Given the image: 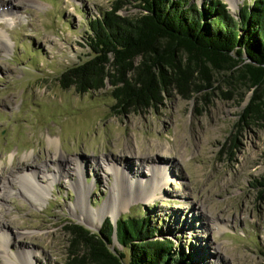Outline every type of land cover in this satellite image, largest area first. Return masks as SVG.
Listing matches in <instances>:
<instances>
[{"label":"rangeland","instance_id":"obj_1","mask_svg":"<svg viewBox=\"0 0 264 264\" xmlns=\"http://www.w3.org/2000/svg\"><path fill=\"white\" fill-rule=\"evenodd\" d=\"M114 1L0 0V264H69L70 225L97 233L125 217L148 218L189 264H264V119L241 123L252 91L236 75L206 86L194 72L198 91L120 115L109 84L78 94L59 81L90 59L88 24ZM220 1L236 15L252 0ZM122 2L121 16L138 14ZM120 198L101 222L80 220ZM110 249L127 260L115 236Z\"/></svg>","mask_w":264,"mask_h":264},{"label":"trees","instance_id":"obj_2","mask_svg":"<svg viewBox=\"0 0 264 264\" xmlns=\"http://www.w3.org/2000/svg\"><path fill=\"white\" fill-rule=\"evenodd\" d=\"M133 1L136 16H121L126 2L115 0L89 22L90 59L61 74L64 89L85 94L109 84L120 115L155 109L171 87L181 95L189 85L200 88L194 72L207 86L210 72L228 71L252 91L241 123L264 119V0H252L236 15L220 0L199 9L187 0ZM256 185L264 188V180ZM67 232L69 264H189L171 240L157 238L161 231L146 217L121 218L115 227L107 219L97 233L72 224ZM114 236L127 260L110 249Z\"/></svg>","mask_w":264,"mask_h":264},{"label":"bare ground","instance_id":"obj_3","mask_svg":"<svg viewBox=\"0 0 264 264\" xmlns=\"http://www.w3.org/2000/svg\"><path fill=\"white\" fill-rule=\"evenodd\" d=\"M1 39V38H0ZM3 41V40H2ZM4 42V41H3ZM5 43V42H4ZM6 45V44H5ZM7 46V45H6ZM59 157H61V156H59ZM58 157V159H64V158H59ZM65 160V159H64ZM75 162V164L77 165V166H75L76 167V170L77 171H80L81 169H82V163H81V161L79 162L78 160H76V161H74ZM156 169H158V171H161V169L160 168H156ZM160 169V170H159ZM163 170H165V169H163ZM109 171H110V169H109ZM119 169L117 168V166H114V173H119ZM57 176H52V178L54 179V178H56ZM81 177H82V174L81 175H79V182L77 183V184H81ZM26 179H28V178H24V177H21V180H26ZM30 179L33 181V178H32V176H30ZM28 182H32V181H30V180H27ZM144 183H143V180H139V183H138V185L139 186H142ZM32 187H34L35 189V191L37 192V191H42L43 192V188H44V190H47V189H45V187H39V186H32ZM77 187H79V189H77L78 191H79V194L80 193H82L85 197H86V192H87V190L85 191V189H83V188H81V186H77ZM116 187H118V186H116ZM86 189H88V188H86ZM115 189V188H114ZM120 192V191H119ZM27 193V192H26ZM38 193V192H37ZM118 196V195H117ZM119 197V196H118ZM117 199V198H116ZM121 200L118 202V200H117V202H118V204H117V206L115 207V208H113L112 207V205H110V206H107V205H104L102 208H100V209H97V210H95V211H93L94 213H96V215H93V213L90 211V214H87V215H85V214H83V213H81V216H79V218H80V220H82V221H85V222H90V224H92V225H95L97 222H101L102 221V219L105 217V215H111L112 214V212H114V210H117V212L119 211V209L120 208H122L124 205H125V203H124V201L122 200V198H120ZM33 201H35V199L33 198ZM115 202V201H114ZM113 202V203H114ZM76 208V206H74V209ZM104 210H108V211H106V212H104ZM116 212V213H117ZM22 255L23 256H25V257H29V253L28 252H24V253H22Z\"/></svg>","mask_w":264,"mask_h":264},{"label":"water","instance_id":"obj_4","mask_svg":"<svg viewBox=\"0 0 264 264\" xmlns=\"http://www.w3.org/2000/svg\"><path fill=\"white\" fill-rule=\"evenodd\" d=\"M112 225L115 227L116 224L114 225V224L112 223Z\"/></svg>","mask_w":264,"mask_h":264}]
</instances>
